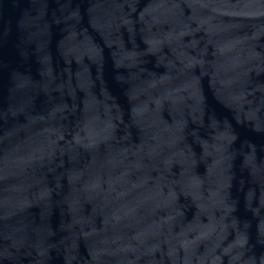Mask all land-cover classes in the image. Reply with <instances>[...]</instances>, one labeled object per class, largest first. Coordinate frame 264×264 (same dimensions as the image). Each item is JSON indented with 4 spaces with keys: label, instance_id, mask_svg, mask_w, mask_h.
Returning a JSON list of instances; mask_svg holds the SVG:
<instances>
[{
    "label": "water",
    "instance_id": "obj_1",
    "mask_svg": "<svg viewBox=\"0 0 264 264\" xmlns=\"http://www.w3.org/2000/svg\"><path fill=\"white\" fill-rule=\"evenodd\" d=\"M0 264H264V0H0Z\"/></svg>",
    "mask_w": 264,
    "mask_h": 264
}]
</instances>
